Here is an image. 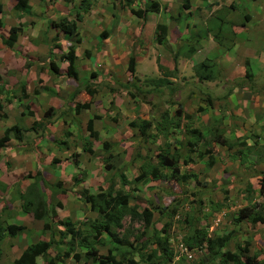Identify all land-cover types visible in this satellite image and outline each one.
<instances>
[{"label":"rangeland","instance_id":"374dc122","mask_svg":"<svg viewBox=\"0 0 264 264\" xmlns=\"http://www.w3.org/2000/svg\"><path fill=\"white\" fill-rule=\"evenodd\" d=\"M81 1L27 0L29 8L26 13L30 15L20 17L18 11L14 10L15 0H0L3 5L0 12V26L2 25L6 30L5 41L8 38L10 26L20 28V24L24 21L30 20L29 22L32 23L37 17L43 21L38 22L36 27L31 23L29 25L34 34V39L29 40V44L32 48L38 47L31 54L34 55L33 63H31L32 60L25 58L24 49L19 48L18 42H11L10 47H5L7 45L0 42V54L4 49L7 54L12 53V58L2 57L4 61H0V84H6L10 89L5 92V96L0 97L1 104L3 98L8 103L4 105V110H0V119L3 120L7 116L12 118L10 115L20 118L21 108L7 100L8 94L21 96L22 92L21 88L14 87L11 77L19 82L17 72L26 75L28 72L26 68L42 62L51 70L47 60L57 63L56 56L50 54V51L53 53L59 51L55 46L56 42H62L61 46L65 48L70 45L71 41L67 39L72 36L59 33L55 29L53 34L48 24L52 21L60 23L61 18L74 23L79 16L80 21L76 22V25L79 23L77 36L74 37L83 39L79 54L84 58L85 52L83 54L82 52L88 50L89 53L100 56L96 60L91 56L86 60L85 65L88 69L97 70L96 63L98 68L105 71L99 80L94 78V86L98 90L95 97H100L101 88L104 87L108 97L103 101V105L112 107L114 114H110L111 117L124 119V121L129 120L137 126L147 120L154 128L156 125H161L163 132L165 131L163 126L165 121H162L164 118L171 122L177 118H186V120L181 121L180 131L174 129L169 135L163 134L161 130L159 135L150 127L151 137L146 140L135 135L131 141L119 144L118 149L110 150L111 158L106 161L110 169L106 172H103V163L98 159L99 156H106L108 152L102 153L95 146L90 158L87 153H79L72 158V153L75 152L72 146L67 156L72 159L71 161H76L77 169L73 166L65 168L62 165L59 169L61 174L59 177L52 175L50 171L46 172L50 162L44 159L43 171L40 174V178L44 181V189L32 188L27 198L34 199L38 203L42 200L44 208L49 201L50 206L54 207L53 212L57 220L68 218L75 224H79L76 222L86 217L90 219L94 217L78 198L83 185L91 188L89 193H95L98 185L102 183L101 187H104V184L110 183L114 188L129 194L130 205H170V203L173 204L172 199L174 198L180 203L176 215L167 221L165 218H159V221H155L154 224L157 230L165 221L171 222L167 230V246L171 250V260L165 264H219L217 259L209 258L205 245L192 249L185 247L184 239L192 229L203 231L207 237L211 238L229 236L228 244L224 248L229 252H234L237 247L244 248L247 244L246 254L248 256L257 255V259L264 264V224L251 225L246 220L240 221L238 225L234 223L237 211L243 207H248L250 211H260L264 216V188L259 193L257 186L259 171L264 162V122L261 124L264 120V0H154L159 12L158 14L148 13L144 20L131 15L129 7L123 4V0ZM133 1L138 5L142 3L140 0ZM150 1L152 0H147V2ZM189 3L195 6V9L183 11L182 4L189 6ZM136 6L134 5L133 8ZM177 14H180V18L176 21ZM243 16L249 17V20H244ZM156 24L168 25L166 26L167 38L174 43L172 46L167 42L169 45L163 46V53L167 57L164 62L168 63V69L165 68L171 74L165 77L170 83V89L156 82V79L162 77L161 72L157 70V63H163V59L158 57L162 46L153 40L152 32ZM214 24H220L222 31L220 35L223 39L221 46L214 43L215 49H210L211 51L206 54L207 60H214L212 70L215 77L213 81H198L194 75L193 66L189 62H186L184 66L179 63L182 59L178 58L180 56L176 57L175 64L173 63L174 66H172V56L175 50L181 51L183 48L181 41L198 34L204 39L207 27ZM176 27L183 28L184 34H189V29H192V34L183 40L179 38L174 42L173 34ZM103 33L104 35H101ZM183 49H186L185 45ZM17 54L23 57L22 62L14 60ZM201 54L205 52L198 55L202 61L205 58L202 59ZM129 55H132L134 59L133 77L126 69ZM156 59H158L157 63ZM6 60L9 62L13 60V62L8 66ZM245 61L248 65L246 69L251 72L250 79L244 78ZM67 65L64 61V70H67ZM75 67L83 69L85 66L77 61L73 64V68ZM11 70H16V74ZM54 79L58 80L57 77ZM85 84L80 85L79 88L85 87ZM112 96L115 102H111ZM55 104L58 105V100ZM177 105L181 106V116L175 114ZM78 116L86 118V113L80 112ZM4 126L5 124L0 120L1 134ZM191 128L200 132L202 137L196 138V135L190 136L186 133V130H191ZM217 135L237 145L228 151L212 144L210 141H213V137ZM187 140L194 143L193 153L187 152L185 147ZM245 140L250 145L254 144L255 151L249 154L251 156L241 157L237 151H244L245 146L241 145V142ZM209 147V156L198 157L200 152ZM161 151L178 152L181 172L193 174L195 178L190 179L186 184L162 180L157 182L154 188L150 187V182L145 185L128 183L139 173V167L143 161L154 164L155 154ZM132 156L133 163H129L124 173L127 183L121 185V181L112 174L122 162H127ZM187 156L192 159V163L182 166L180 161ZM208 160H212L211 166H207ZM13 168L12 165L11 169ZM28 170L34 172L30 168ZM3 172L7 173L4 170ZM14 172L15 170L10 173ZM71 176L79 182L69 185L68 181ZM53 182L59 183L60 190L64 191L62 194H59V189L50 192L49 186ZM21 184L24 190L25 183H19ZM131 188H136V191L131 192ZM5 193L6 195L0 197L3 201L0 202V207L3 206L2 203H7V209L10 210L5 215L8 222H12L14 221V210L19 209V203L16 200L17 193L12 189H6ZM54 194L57 195L54 196ZM23 203L25 204V201ZM42 204L39 209L41 212L43 211ZM141 206L138 205L139 208ZM28 216L30 217L31 214H28L27 218ZM153 216L155 220L156 215ZM120 224L121 227L114 232L118 236L126 232L127 242H133L134 236L142 231L139 222H130L127 217H124ZM82 229L87 233L85 228L82 227ZM40 230L41 223L34 220V224L26 228L30 239L19 234L18 238L12 239L13 245L16 243L17 248H20L27 243L43 240L46 234L43 232L41 235ZM34 231H36L35 234ZM4 236H6L5 232ZM4 240H6V246L3 252L0 248L2 252L0 264H7L13 254H16V246L8 253L9 239ZM88 240H91V237ZM145 248V251H136L138 252L135 255L137 259L141 254L146 255L151 250L149 245ZM102 254H104V249H98V255ZM35 262L45 264L41 257H37ZM62 264L76 263L72 259H67Z\"/></svg>","mask_w":264,"mask_h":264},{"label":"trees","instance_id":"16d2710c","mask_svg":"<svg viewBox=\"0 0 264 264\" xmlns=\"http://www.w3.org/2000/svg\"><path fill=\"white\" fill-rule=\"evenodd\" d=\"M84 1V0H82ZM81 1V2H82ZM141 4H135L133 0H123V4L129 7V13L135 16L137 19L144 20L145 16L148 13L158 14L159 9L154 0L147 2V0H140ZM255 1V0H251ZM186 2V1H185ZM134 5H137L133 8ZM189 6L182 4L181 9L187 10ZM208 7V6H207ZM29 6L27 5V0H15L14 10H17L20 17L29 16V13H26ZM1 12V5H0ZM178 17L176 21L180 18V14H177ZM244 20L248 21L249 17L243 16ZM62 22H50L48 27L55 29L59 33L72 36L71 45L68 46L65 54L61 56L63 61L67 62V67L65 70L66 76L75 79V71L73 68L74 64V53L73 45L78 43L77 36V25L76 22L80 21V17L74 20L75 22L69 23L64 18H61ZM207 23V21H206ZM1 24V23H0ZM209 24V23H208ZM2 26V25H1ZM205 26V25H203ZM228 26V24H227ZM221 26L219 25H210L207 27L206 35H210L211 40L217 45L221 46L222 35H220ZM20 28H15L13 26L9 27L8 38L3 41L7 46L10 47L16 40ZM153 40L155 43L161 46L167 44V27L164 24H156L153 29ZM101 35H104L101 34ZM205 35V36H206ZM200 35L190 36L184 41H181V45L186 46V49L175 50L174 55L172 56V61L175 63L177 56L182 55V57L192 56L200 47L199 44ZM101 39V38H100ZM9 43V44H8ZM57 47V44H55ZM85 56H88V52L85 51ZM156 59V63H157ZM51 70L55 71V64L52 61H49ZM214 66V60L205 58L198 64L193 65V72L198 81L210 82L214 79V73L212 70ZM157 70L161 72L160 78L156 79V82L161 84L167 89H170V83L165 79L166 76H171L166 68H164L160 63H157ZM248 67L247 61L244 63V78L250 79L251 72ZM134 59L132 55L128 56L127 61V72L131 77L134 73ZM91 75H95L92 74ZM86 87H84L85 89ZM155 89V87H154ZM22 91V90H21ZM0 85V94L5 93ZM88 93V92H87ZM21 95L25 97L23 91ZM21 96V97H22ZM20 97V96H19ZM22 97V98H23ZM209 101V100H208ZM75 104L73 111L77 112L78 108H85L87 105ZM27 109V108H26ZM1 110V106H0ZM181 106L177 105L175 114L181 116L180 113ZM162 121H165L163 124L165 134H171L172 130H179L181 118H177L174 122H171L169 119L164 118ZM171 124V125H170ZM131 127H136L138 133L144 140L151 137L149 134V128L151 124L147 121H142L137 126L134 123L130 124ZM87 129H90V121L87 122ZM163 129V128H162ZM264 130V126H263ZM20 131H25L23 129H18L15 125L5 128L2 131L0 136V148L5 147L7 142L10 139V135L16 141L21 139ZM162 131V130H161ZM160 131V132H161ZM190 136L196 135V138L202 137L201 133L195 129L186 130ZM96 138V135L93 133V139ZM264 139V138H263ZM214 145H218L231 151L237 143H230L225 138L217 135L213 137V141H210ZM193 142L187 140L185 142V147L187 152L193 153L194 149L192 148ZM241 145L245 146L244 151H237V154L242 155L243 157L251 156V152L255 151L254 144L246 146L244 141L241 142ZM264 145V141H263ZM103 149L107 147L106 143H103L101 146ZM161 150V149H159ZM210 155V147L207 150L200 152L198 157H206ZM178 152L167 153L166 151L158 152L155 154V163L150 164L147 161H143L139 167V173L131 180L133 184L145 185L148 182L151 183L150 187H155V184L159 181L170 180L176 184H186L190 179L195 178L193 174H186L181 172L179 163H178ZM255 156H258L255 154ZM253 156V157H255ZM110 156L107 155L103 157L102 161L106 163V160ZM208 159V158H207ZM192 163V159L188 158L182 159L180 164L182 166ZM212 160H208L207 166H211ZM105 167L108 166L105 164ZM165 170V172L163 171ZM74 179V178H72ZM120 181L124 185L126 180L120 176ZM75 182V179H74ZM121 184V185H122ZM259 193L264 188V162L262 163V168L259 171V179L257 181ZM32 187L29 188V192ZM55 189H59V184L56 185ZM131 192H135L136 188H131ZM60 192H64L60 190ZM29 194V193H26ZM20 213H30L32 217L36 220L41 219L42 225L40 234L44 232L46 234L43 240H36L32 243L27 244L19 253L17 258H15L11 264H36L35 260L37 257H41L44 260L45 264H62L64 260L72 259L74 263H79L82 261V264H165L171 260V250L167 246V230L171 222H166L167 219H172L177 213L178 200L172 199V203L161 205V206H152V205H130V196L128 193H123L119 189H115L114 186L110 183H106L104 187H98V190L95 193H89L87 187H82V192L80 194V200L87 206L88 211L94 215L93 218H84L83 220L76 222L75 224L68 218H63L60 220L56 219L54 215L53 208L49 202L48 206L44 208L42 200L38 203L34 199H30L21 194H17ZM24 197V198H23ZM25 201V204L23 203ZM42 202V203H41ZM175 202V203H174ZM177 202V205H176ZM43 206V211H39L41 205ZM58 207V203H55ZM23 205V206H22ZM252 208V207H250ZM7 212V206H3L0 210V242L4 237V232L6 236L15 237L20 231L24 228L21 226H15L12 224H3L8 223L5 213ZM156 215L155 220L153 215ZM127 217L130 222H139L142 226V231L139 235L134 236L133 242H127L125 233L118 236L114 230L121 227L120 221ZM159 218H165L166 221L156 230L154 224L159 221ZM246 220L251 225L255 224H264V216L260 211H250L249 208L243 207L237 211V218L235 224H239L240 221ZM156 221V222H155ZM85 228L87 233H85ZM91 237V240L88 238ZM229 236L226 237H207L203 231L192 229L184 239V245L187 249H192L194 247L200 248L202 245H205L209 258L212 260L217 259L219 264H262L263 262L257 259V255L251 254L247 255V247L245 244L244 248L237 247L234 252H229L224 250L225 246L228 244ZM150 246V251L146 255L138 256V259L135 255L138 254V250H144L145 246ZM104 249V254L98 255V249ZM1 254V250H0ZM137 259V260H136Z\"/></svg>","mask_w":264,"mask_h":264},{"label":"crops","instance_id":"0c3cea01","mask_svg":"<svg viewBox=\"0 0 264 264\" xmlns=\"http://www.w3.org/2000/svg\"><path fill=\"white\" fill-rule=\"evenodd\" d=\"M0 5L2 4L0 3ZM1 7L3 9V5ZM194 9L195 6L190 5L189 3V7L187 10H194ZM37 18L32 23L29 22L30 20H27V22L29 23L24 21L22 24H20L21 25L20 32L18 33L15 40L16 42H18L19 48L24 49L25 58L32 60L31 63H33L34 60V55L31 54L32 52H35L38 47L32 48V45L29 44V40L32 41L34 39L32 28H30L29 25L31 23V25L36 27L37 23L42 21L39 18L37 20ZM78 24L79 23H77V26ZM166 26L168 25L166 24ZM50 31L53 34L55 33L54 29L50 28ZM191 31L192 29H189V34L188 33L184 34L183 28L176 27L175 32L173 34L174 42L177 41L179 38L183 40L188 35H191L192 34ZM168 32H170V30ZM5 35H6V30H4L2 26H0V42L3 43L2 40L5 39L4 38ZM166 40L173 46L174 43L171 42L170 39L168 40V38L166 37ZM44 41L47 42L45 38ZM82 42L83 39L81 40V38H79L78 43H75L73 45V53L75 56L74 63L76 64L77 61H79L80 65L85 66L83 69H79L77 67L74 68L75 79H71L66 76L63 67L64 61L61 59V56L65 54L67 48H65V46H61L62 42H58V41L56 42L57 44L56 48H58L59 51L54 53L50 51V54L51 55L54 54L57 58V63H54L52 61L55 64V69H56L55 71H50L48 66H45L43 62L37 63L36 66L26 68L25 70L28 71L26 75H24V73L21 74L20 72H17L16 74V70L18 68L16 70H11L18 76V80H19V82H16V80L13 77H11V81L14 84V87L17 86L16 89L21 88L25 97L21 95L23 97L22 98L21 96L19 97L12 94H8L9 97H7V100L10 103L14 102L16 107L19 106L21 108L19 113L20 118H16L13 115L12 116L10 115V117L12 118H8L9 116H7L6 118H3V120L0 119L1 122L5 124L2 131L5 128L10 127L12 125H15L18 129H23L25 131H20L21 139L19 141H16L10 135V139L5 145V147L0 148V197L2 195L3 196L6 195L5 193L6 189H12L17 194L19 195L21 194V196L24 197H27L26 193H29L30 187L32 188L36 187L40 190L44 189V181L40 178L41 177L40 174H42L43 171L42 165L44 163L43 162L44 159L49 160L50 162V165L48 166L49 168L48 170H46V172L50 171L52 175H55L56 177H59L61 175L59 169L62 165H64L65 168L68 166H73L74 169H77L76 167L78 166V164H76V161L75 160L71 161L72 159H70L69 156H67L68 155L67 152H69V149L72 148V146L75 151L74 153H72V158L79 155V153H87L89 154L88 158H90L94 146L98 149V151L99 150L102 151V153L108 152L106 156L107 155L110 156L111 154L110 150L118 149L120 146L119 144H122L123 142L126 141L128 142L131 141V139L135 135H138L141 138L137 128L131 127L130 125L132 123L131 121L129 120L124 121V119L121 120L119 118H113L110 116V114H114L112 112V107H108V106L106 107L103 105V101L108 97V93H106L104 87L101 88L100 97H95L98 90L94 86L95 84L94 78H97L99 80V78L102 77L103 74H105V71L98 68L96 66V63H95V67L97 70L88 69L86 67L85 62L91 56L94 57V60H96L100 56L92 52L89 53L88 50H84L82 54L85 51H87L88 56L83 55L84 58H82L79 54V51H81L82 49ZM25 43H27V45ZM214 43L215 42L211 40V37L208 34L205 36L204 39L199 38V44H200L199 49L192 56L187 58L182 57V55H180V57L178 58H182V59L179 63H181L182 66L186 65V62H189L191 66H193L194 64H198L199 62H201V58L199 59L198 55L201 52L203 53L205 52V54H201V55H202V59L206 58V54L209 51H211L210 49L212 50L215 49L213 46ZM163 49L164 48L162 46L160 53L158 54V57L163 59V63L161 65L164 68L166 67L168 69L167 66L168 63L164 62L165 59L167 60V57L163 53ZM0 55H1L0 61L2 60L4 61L2 57L12 58L11 56L12 53L7 54L5 49ZM17 55L18 56L14 60L16 62H22L23 57H21L20 54ZM47 61L49 63V60ZM6 62L8 66H10V63H12L13 60H11L10 62L6 60ZM172 66H174L173 61H172ZM91 73L95 75H91ZM54 77H57L58 80H55ZM0 79H1V73H0ZM84 83H86L85 84L86 88L85 89L84 87L79 88V86L84 85ZM0 85L2 86V89L4 91H10L8 85L6 84H0ZM2 95L5 96V93L0 94V97H3ZM57 100H58V105L55 104ZM111 102H115L114 96H112ZM5 104L8 105V103H6V101H4L3 98L2 104L0 103L1 110H4ZM75 104H79L78 106H80L81 104H85L87 106L85 108L80 107L78 108L77 112H74L73 108ZM119 108H121V106ZM80 112L86 113V118L85 117L81 118V116H78ZM107 116L109 118H106ZM183 119L186 120V118H181V121H183ZM88 121H90V129L86 128ZM262 122H264V120L261 121V124ZM151 128L157 134L160 135L161 125H156V128H154V126L151 125ZM180 130L181 129H179L178 131ZM93 133L96 135L95 139H93ZM163 134L165 133L163 132ZM103 143L107 144V147H105L104 149L101 147ZM244 143L246 144V146H250V144L246 143V140ZM123 146L124 145H122V147ZM240 156L243 157L242 155ZM99 157L98 160L103 163V168H104L103 172L108 171L110 169V166H108L107 162L105 163L102 161L103 156L102 157L99 156ZM110 158L111 156L106 161H108ZM132 160H133V156L127 162H122V164L118 167V169H116V171L112 174V176L115 177L116 179L117 178L119 179L121 176L126 180L124 173H126L127 166L129 165V163H133ZM10 164L13 165L14 167L13 169H11L12 165ZM105 164L108 166L107 168L105 167ZM121 167L123 169H121ZM28 168L32 169V171L34 172H31L30 170L27 171ZM3 170L7 171V173L3 172ZM13 170H15V172L10 173ZM71 177L70 180L68 181L69 185L74 184L75 177H72L74 179H72ZM71 181L72 183H70ZM22 182L25 183L24 190H22V184L19 185V183ZM75 182L77 183L79 181L75 180ZM57 184L59 183L53 182L49 186L50 192L55 190ZM102 185L103 184L101 183L100 185H98V187H101ZM87 189L90 190L91 188H89L87 185ZM59 194H62V192H60ZM49 195H53V194L49 193ZM56 195L54 194V196ZM78 198L80 200V194H78ZM17 199L18 197L16 198V200ZM1 201L2 200L0 198V202ZM6 204L7 203L5 202L2 203L3 206H6ZM45 205L47 208V204ZM3 206L0 207V210L3 208ZM9 210L10 209H7V211ZM16 210H14L13 213L14 221L8 222L7 224H12L20 227L22 226L24 229L20 231L15 237L4 236L0 242V248L2 252L4 251L6 246V240H4L5 238L9 239V245L7 246L8 253L14 246H16L15 248L16 254L11 253L13 254V256L11 255L12 258L7 262V264H11V262L15 258H17L21 250L26 246L23 245L20 248H17L16 243L15 245H13L14 242H12V239L18 238L19 234L21 236L23 235L24 237L28 238L30 235L26 232V228L31 227L34 224V220L37 222L39 221L42 225L41 219L39 220L34 219L33 217H31L32 214L30 217L28 216L29 218H27V215L30 213H25V212L20 213V208L19 209L17 208ZM39 228L40 227H38V229ZM35 232L36 231H34L33 233L35 234ZM80 262L82 264V261Z\"/></svg>","mask_w":264,"mask_h":264},{"label":"built area","instance_id":"2783aa9c","mask_svg":"<svg viewBox=\"0 0 264 264\" xmlns=\"http://www.w3.org/2000/svg\"><path fill=\"white\" fill-rule=\"evenodd\" d=\"M181 247V246H180ZM182 248V247H181Z\"/></svg>","mask_w":264,"mask_h":264}]
</instances>
